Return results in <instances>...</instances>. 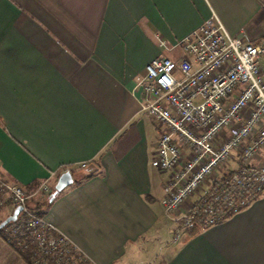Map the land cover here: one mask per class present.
Returning a JSON list of instances; mask_svg holds the SVG:
<instances>
[{"label": "crops", "instance_id": "1", "mask_svg": "<svg viewBox=\"0 0 264 264\" xmlns=\"http://www.w3.org/2000/svg\"><path fill=\"white\" fill-rule=\"evenodd\" d=\"M212 13L261 45L264 79V0H0V179L30 193L70 169L43 218L93 264H264V189L173 239L177 214L162 199L175 170L149 164L159 128L136 82L153 57L180 55L169 46ZM0 264L27 263L0 237Z\"/></svg>", "mask_w": 264, "mask_h": 264}, {"label": "built area", "instance_id": "2", "mask_svg": "<svg viewBox=\"0 0 264 264\" xmlns=\"http://www.w3.org/2000/svg\"><path fill=\"white\" fill-rule=\"evenodd\" d=\"M169 48L180 55L150 59L135 87L140 110L159 128L149 164L175 170L163 186L162 203L165 212L177 214L176 239L190 227L223 221L263 191L264 158L255 161L264 147V79L257 67L261 45L229 34L213 13ZM177 141L186 147L184 159ZM51 192L46 179L30 193L0 179V209L20 206L4 241L27 237L33 246L29 264H93L26 206L34 195L50 200Z\"/></svg>", "mask_w": 264, "mask_h": 264}, {"label": "trees", "instance_id": "3", "mask_svg": "<svg viewBox=\"0 0 264 264\" xmlns=\"http://www.w3.org/2000/svg\"><path fill=\"white\" fill-rule=\"evenodd\" d=\"M65 169V168H64ZM63 169V170H64ZM68 171H70V169L67 168ZM77 183V182H75ZM52 191V188H51ZM58 193V192H57ZM56 193V194H57ZM54 194L50 200H35L33 198H29L26 201V206L36 215L38 216H43L45 214V210L46 208L49 206L50 201L54 198V196L56 195ZM51 196V193L49 194ZM17 217L15 218L14 221L8 222L7 224H5L2 228H0V237L3 240L8 239V234L7 232H5V229L10 225L13 224L14 222L17 221ZM0 218V222L4 219ZM199 228L197 226H193L190 227L188 229H186V233L188 235H191L193 233H195ZM17 239V240H15ZM8 244L17 252V254H19V256L27 263L29 264V256H30V250L33 248L32 243L30 242V240L25 237L23 240L21 237H18V235H14L10 238V241H8Z\"/></svg>", "mask_w": 264, "mask_h": 264}, {"label": "water", "instance_id": "4", "mask_svg": "<svg viewBox=\"0 0 264 264\" xmlns=\"http://www.w3.org/2000/svg\"><path fill=\"white\" fill-rule=\"evenodd\" d=\"M70 183L71 176L68 170H65L58 174L54 181L50 198L57 192L61 191L64 187L68 186ZM19 210L20 206H16L15 208H13L11 213L0 222V228H2L8 222L14 221Z\"/></svg>", "mask_w": 264, "mask_h": 264}, {"label": "rangeland", "instance_id": "5", "mask_svg": "<svg viewBox=\"0 0 264 264\" xmlns=\"http://www.w3.org/2000/svg\"><path fill=\"white\" fill-rule=\"evenodd\" d=\"M225 175H226V172H225ZM53 184H54V182L53 183H50L49 186L52 188L53 187Z\"/></svg>", "mask_w": 264, "mask_h": 264}]
</instances>
